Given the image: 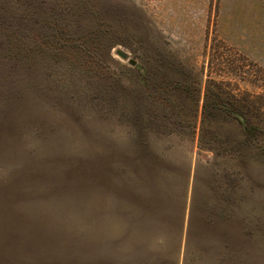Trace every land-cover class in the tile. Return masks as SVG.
Listing matches in <instances>:
<instances>
[{
  "label": "rangeland",
  "instance_id": "374dc122",
  "mask_svg": "<svg viewBox=\"0 0 264 264\" xmlns=\"http://www.w3.org/2000/svg\"><path fill=\"white\" fill-rule=\"evenodd\" d=\"M3 27L64 51L29 68L0 60V190L29 165L50 171L38 189L63 171L78 179L58 193L71 194L66 218L47 219L57 255L67 234L61 264L82 260L85 154L105 163L124 142L187 133L196 117L199 151L249 160L251 210L264 202V0H0ZM82 46L93 55L69 51ZM249 219L250 264H264V218L261 234Z\"/></svg>",
  "mask_w": 264,
  "mask_h": 264
},
{
  "label": "crops",
  "instance_id": "0c3cea01",
  "mask_svg": "<svg viewBox=\"0 0 264 264\" xmlns=\"http://www.w3.org/2000/svg\"><path fill=\"white\" fill-rule=\"evenodd\" d=\"M198 122L124 142L105 163L85 154L81 264H250L248 218L261 234L264 202L251 210L249 160L199 151Z\"/></svg>",
  "mask_w": 264,
  "mask_h": 264
},
{
  "label": "trees",
  "instance_id": "16d2710c",
  "mask_svg": "<svg viewBox=\"0 0 264 264\" xmlns=\"http://www.w3.org/2000/svg\"><path fill=\"white\" fill-rule=\"evenodd\" d=\"M55 31L57 36V31L61 30ZM0 34L2 35L0 60L17 67L35 66L40 61V55L45 51L64 52L57 48L55 50L54 46L46 50L35 41L38 34L35 31L25 33L21 28L3 27L0 28ZM69 51H78L90 57L93 55L91 48L87 46ZM87 61L76 65L87 69L89 68L86 66ZM28 170L23 179L15 178L14 183L11 182L6 189L0 190V264H61L62 256L67 255V234L60 242L57 241L56 248L62 250V254L57 255L58 252L53 248L55 242L48 241L47 237L49 238L50 235H45L47 224H49L47 219L66 218L65 211L68 209L62 202L67 201L71 194L60 200L58 193L65 190L64 183L76 182L77 184L78 179L67 176V172L63 171V177L59 178V185H50L49 189H43L44 186H42V189H38L36 187L39 185L34 183L39 182L44 185L53 182L43 177V172L50 173L48 167L45 171H37L43 175L32 173L36 169L32 170L30 165ZM82 202L83 192H81V204ZM66 264H68L67 258Z\"/></svg>",
  "mask_w": 264,
  "mask_h": 264
},
{
  "label": "water",
  "instance_id": "95a60500",
  "mask_svg": "<svg viewBox=\"0 0 264 264\" xmlns=\"http://www.w3.org/2000/svg\"><path fill=\"white\" fill-rule=\"evenodd\" d=\"M120 55H122V54H120ZM123 56V55H122Z\"/></svg>",
  "mask_w": 264,
  "mask_h": 264
}]
</instances>
